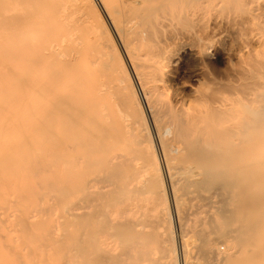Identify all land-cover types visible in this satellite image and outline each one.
<instances>
[{
	"label": "bare ground",
	"instance_id": "bare-ground-1",
	"mask_svg": "<svg viewBox=\"0 0 264 264\" xmlns=\"http://www.w3.org/2000/svg\"><path fill=\"white\" fill-rule=\"evenodd\" d=\"M230 1L245 16L240 51L255 52L232 93L170 103L162 58L125 25L163 0H86L88 10L83 0H0V264L149 262L152 225L136 207L155 204L156 189L117 149L148 127L142 113L129 131L114 123L115 107L140 102L117 78L111 39L81 34L93 25L112 31L140 88L175 187L184 264H264V0ZM145 148L159 172L152 141ZM118 181L120 214L100 203L105 223L83 228Z\"/></svg>",
	"mask_w": 264,
	"mask_h": 264
},
{
	"label": "rangeland",
	"instance_id": "rangeland-1",
	"mask_svg": "<svg viewBox=\"0 0 264 264\" xmlns=\"http://www.w3.org/2000/svg\"><path fill=\"white\" fill-rule=\"evenodd\" d=\"M84 1L86 2V0ZM85 2L81 5L83 9L90 6H87L88 2ZM163 4L165 5L162 9L153 12L143 21H136L137 23H134L135 21L126 22L125 25L132 27L135 31L130 38H147L145 41L147 44L148 41L150 43L148 47L151 45L150 49L153 48L152 50L157 51L162 58L163 73L167 85L164 100L170 103H175L177 100L189 102L195 96H207L214 91L219 93L230 91L232 93L231 85L239 78L241 69L248 57L255 53L253 49L248 52L240 51L241 43L238 34L243 31V18L245 16L238 13L240 10L235 9L230 0H188L185 4L180 3L178 0H163ZM91 11L90 8L89 13L86 10L85 13L90 14ZM125 25L122 27L120 25L121 31L123 27L125 29ZM80 31L87 38L111 39L109 41L110 49L112 52L117 49L118 52L116 50L114 54L117 55L118 53L117 58L120 59L117 78L121 82L127 83L129 89L135 91L134 98L140 102V105H135L132 113L119 111L115 107L114 123L119 129L121 127L122 130L129 131L133 121L142 113L148 127V130L141 132L142 134L129 133L121 144L119 141L117 148L118 151H122L135 159V170L141 169L140 171H142V173L140 172V176H142V178L139 176L140 179L145 178L147 184H154L157 193L158 199L155 204L151 200H146L140 202L136 207L142 221L146 225H152L150 235L143 239V243L149 246V262L144 261L143 263L184 264L183 241L179 229L180 218L175 202V187L168 178L157 136L140 88L127 73L121 55L123 54L122 49L111 30L108 29V33L103 32L102 29L100 30L93 25L89 30L85 28L80 29ZM115 47L116 49H114ZM114 54L112 53V55ZM112 55L110 58L114 57ZM164 136L166 137V134ZM147 141H152L155 147L159 160V172H156L154 168L152 148V157L149 152L150 148L149 150L145 148ZM144 163L150 165V167H146L149 169L148 173L145 171L146 175L143 172L145 170V166L143 168ZM139 177L136 180L137 182ZM153 180L156 182H153ZM147 186L146 188L139 186L140 191L142 188L147 191L152 190L151 188L149 190V186ZM119 197L120 182L118 181L113 190L107 192L106 197L101 199L102 202H97L89 212L84 214L82 217L83 228L97 230L105 223L101 219L103 215L101 214L100 206L102 204L100 203H106L107 201L109 205L114 207L112 212L120 214V209L116 204ZM112 220L113 224L118 225L120 223L118 218H112ZM167 237L170 239V245L166 248L163 246ZM219 247L221 251L226 249L224 243H219Z\"/></svg>",
	"mask_w": 264,
	"mask_h": 264
}]
</instances>
